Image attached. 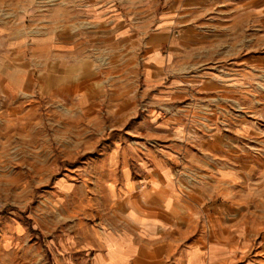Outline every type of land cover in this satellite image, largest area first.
I'll return each instance as SVG.
<instances>
[{"label":"crops","instance_id":"0c3cea01","mask_svg":"<svg viewBox=\"0 0 264 264\" xmlns=\"http://www.w3.org/2000/svg\"><path fill=\"white\" fill-rule=\"evenodd\" d=\"M225 27L264 30V0H0V93L39 87L87 107L78 96L84 76L97 84L103 69L130 76V62L142 59L146 93L179 101L189 96L178 81L164 83L175 57L164 51L177 48L182 30L184 43L195 45L200 30ZM262 60L253 53L239 69L245 61L253 74ZM131 91L113 87L111 107L125 113L135 104ZM135 122L150 123L155 134L150 145L146 135L138 139L136 154L125 145L113 149L120 168L108 188L118 192L93 264H264V146L244 150L235 140L226 148L219 132L191 136L184 117L158 113ZM244 173H251L249 200ZM243 236L251 237L245 261Z\"/></svg>","mask_w":264,"mask_h":264},{"label":"rangeland","instance_id":"374dc122","mask_svg":"<svg viewBox=\"0 0 264 264\" xmlns=\"http://www.w3.org/2000/svg\"><path fill=\"white\" fill-rule=\"evenodd\" d=\"M179 35L177 48L164 51L175 56L164 83L178 81L189 96L179 101L146 93L142 59L130 62V76L103 69L98 84L84 76L78 96L87 107L39 87L0 93V264H93L99 229L118 192L108 188L120 168L113 149L125 145L136 154L138 139L146 135L150 145L155 134L153 125L135 119L184 117L191 136L219 132L226 148L235 140L244 150L264 146V61L253 74L245 61L239 69L240 59L264 54V30L204 29L195 45L184 43L186 30ZM113 87L132 89L135 104L125 113L111 107ZM123 116L125 124L118 122ZM243 196H251V173L243 174ZM250 210L244 205V217ZM242 244L249 260L251 237L243 236Z\"/></svg>","mask_w":264,"mask_h":264}]
</instances>
